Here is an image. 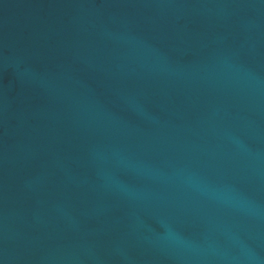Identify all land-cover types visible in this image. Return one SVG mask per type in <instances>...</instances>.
<instances>
[{"label":"water","instance_id":"95a60500","mask_svg":"<svg viewBox=\"0 0 264 264\" xmlns=\"http://www.w3.org/2000/svg\"><path fill=\"white\" fill-rule=\"evenodd\" d=\"M0 264H264V0H0Z\"/></svg>","mask_w":264,"mask_h":264}]
</instances>
